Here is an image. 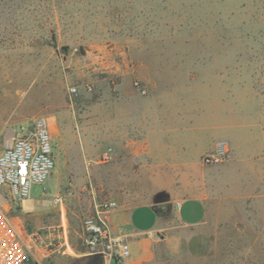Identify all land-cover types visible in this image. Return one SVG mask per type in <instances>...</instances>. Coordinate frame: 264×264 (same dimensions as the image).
<instances>
[{
  "label": "rangeland",
  "instance_id": "374dc122",
  "mask_svg": "<svg viewBox=\"0 0 264 264\" xmlns=\"http://www.w3.org/2000/svg\"><path fill=\"white\" fill-rule=\"evenodd\" d=\"M214 70L251 89L264 120V0H0V151L21 123L53 122L56 168L31 187L36 209L19 217L33 264H110L84 247V219L109 200L127 209L170 200L125 139L124 96L148 94L151 76ZM109 117L121 127L113 141ZM202 157L179 168L191 184L217 169L208 216L199 225L173 217L150 264H264V150L253 172ZM57 194L62 206L53 204ZM147 212L156 214H135L149 222ZM128 241L130 257L112 264L140 257Z\"/></svg>",
  "mask_w": 264,
  "mask_h": 264
},
{
  "label": "crops",
  "instance_id": "0c3cea01",
  "mask_svg": "<svg viewBox=\"0 0 264 264\" xmlns=\"http://www.w3.org/2000/svg\"><path fill=\"white\" fill-rule=\"evenodd\" d=\"M227 81L230 79L216 70L207 74L174 72L171 76H151L148 94L133 92L124 96L125 139L140 149L139 163L145 166L155 191L164 189L170 197L165 202L144 203L131 209L118 205L109 213L111 231L134 239L136 250L141 252L130 264H150L153 246L159 243L157 237L169 238L173 217L185 225H199L206 220L210 198L217 195L212 187L217 169H208L197 184H191L188 173L180 166L193 164L213 152L217 142L227 140L229 166L245 167L246 172L255 170V159L264 150L262 111L251 89ZM130 133L134 136L130 137ZM105 134L109 141L121 136V127H116L110 117ZM163 181L167 182L164 187ZM26 200H32V210L36 209L33 198ZM24 201L18 217L32 211L25 209ZM157 206L165 213L147 212L149 222L135 214L138 207L154 210ZM20 224L29 235L21 221Z\"/></svg>",
  "mask_w": 264,
  "mask_h": 264
},
{
  "label": "built area",
  "instance_id": "2783aa9c",
  "mask_svg": "<svg viewBox=\"0 0 264 264\" xmlns=\"http://www.w3.org/2000/svg\"><path fill=\"white\" fill-rule=\"evenodd\" d=\"M135 85L142 93L147 92L140 81ZM70 94H77V88L72 87ZM54 145L51 117L41 115L31 124L21 123L14 129L11 142H6L0 151V264H33L29 235L22 230L18 210L29 197L31 187L44 183L53 174L56 168ZM110 153L109 148L104 157L108 158ZM229 153V142L220 140L213 152L202 157V163L220 165L229 158ZM63 202L62 195L54 196V205L62 206ZM117 206L115 200H109L83 222L84 247L90 254L102 255L110 264L114 260L124 263L131 255L128 239L114 234L109 227L108 215ZM34 237L32 235L30 240Z\"/></svg>",
  "mask_w": 264,
  "mask_h": 264
},
{
  "label": "bare ground",
  "instance_id": "6f19581e",
  "mask_svg": "<svg viewBox=\"0 0 264 264\" xmlns=\"http://www.w3.org/2000/svg\"><path fill=\"white\" fill-rule=\"evenodd\" d=\"M11 140H12V133L9 136L8 142L10 143ZM24 202H25L24 203L25 209H28V210H32L33 209L34 204H33V201L32 200H26Z\"/></svg>",
  "mask_w": 264,
  "mask_h": 264
},
{
  "label": "water",
  "instance_id": "95a60500",
  "mask_svg": "<svg viewBox=\"0 0 264 264\" xmlns=\"http://www.w3.org/2000/svg\"><path fill=\"white\" fill-rule=\"evenodd\" d=\"M55 39V35H53V40ZM64 51L65 53H68L69 51V47L68 46H64ZM156 213H160V214H164L165 210L162 207L157 206L155 209ZM168 210H170V207H168Z\"/></svg>",
  "mask_w": 264,
  "mask_h": 264
}]
</instances>
